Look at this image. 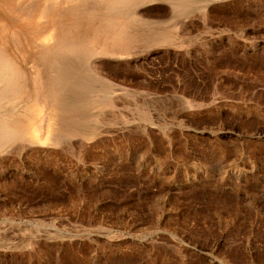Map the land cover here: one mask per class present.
Masks as SVG:
<instances>
[{"label":"rangeland","instance_id":"1","mask_svg":"<svg viewBox=\"0 0 264 264\" xmlns=\"http://www.w3.org/2000/svg\"><path fill=\"white\" fill-rule=\"evenodd\" d=\"M0 1V264H264V0Z\"/></svg>","mask_w":264,"mask_h":264},{"label":"bare ground","instance_id":"2","mask_svg":"<svg viewBox=\"0 0 264 264\" xmlns=\"http://www.w3.org/2000/svg\"><path fill=\"white\" fill-rule=\"evenodd\" d=\"M9 1V0H8ZM1 2V1H0ZM17 2L18 3H26V2H28V3H26V4H28L29 6H31V7H33L32 9H35V10H37L38 8H40L41 10V13H42V15L44 14V15H48L50 18H53V20L54 21H57V19L60 21V12H59V10H60V8H59V1L58 0H17ZM89 2V1H88ZM87 2V3H88ZM92 2V1H91ZM73 3V2H72ZM85 3V2H84ZM15 5H16V3H15ZM93 5V4H92ZM61 6V5H60ZM94 6V5H93ZM83 7V6H82ZM17 8V7H16ZM97 8V7H96ZM176 8V7H175ZM11 9V8H10ZM19 9V8H18ZM62 9H64V8H62ZM86 9V8H85ZM137 9V8H136ZM30 10H31V8H30ZM68 10V9H67ZM29 11V10H28ZM65 11H66V8H65ZM64 11V12H65ZM95 11H97L95 8H93V7H91V8H89V10H88V13L89 14H91V15H93V13L95 12ZM101 11V10H100ZM137 11V10H136ZM39 12V11H38ZM62 12V11H61ZM40 13V12H39ZM64 14V13H63ZM43 15V16H44ZM43 19V18H42ZM107 19V18H106ZM104 20H105V18H104ZM109 21V20H108ZM104 23H105V21H103ZM107 22V21H106ZM10 24V23H9ZM55 24V23H54ZM61 27V26H60ZM54 29V28H53ZM61 30V29H60ZM19 31V30H18ZM59 31V30H58ZM23 32V31H22ZM97 32H98V30H97ZM6 33H7V31H6ZM57 33V32H56ZM16 34V33H15ZM48 36V35H47ZM49 37V36H48ZM105 37V36H104ZM51 38V37H50ZM73 39V38H72ZM1 42V41H0ZM65 42V41H64ZM69 42V41H68ZM72 42V41H71ZM73 43V42H72ZM54 44V43H53ZM52 44V45H53ZM74 45V44H73ZM101 45H102V43H101ZM55 46L56 47H54V48H62L64 45L62 44V42H55ZM68 46V45H67ZM78 48V47H77ZM101 49V48H100ZM90 50V49H89ZM100 52H101V50H100ZM113 53V52H112ZM112 53H110V54H112ZM6 53H5V51H4V53L3 52H0V63L2 64V62H5L8 66H12V64H11V62L7 59V57H6V55H5ZM10 57V56H9ZM54 59H56V58H54ZM10 60H11V58H10ZM60 65V64H59ZM0 67H1V65H0ZM4 69V68H3ZM0 72H2V71H0ZM4 72V71H3ZM66 74V72L64 71V69H63V67H62V69L61 70H58V72H57V79H59V80H64L63 78H65V75ZM1 76V75H0ZM8 76V75H7ZM6 117V116H5ZM6 130V129H5ZM10 130V129H9ZM13 130V129H12ZM50 146V145H49Z\"/></svg>","mask_w":264,"mask_h":264}]
</instances>
